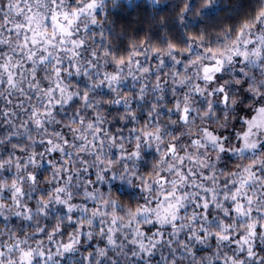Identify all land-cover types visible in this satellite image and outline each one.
Masks as SVG:
<instances>
[{"label":"clouds","instance_id":"1","mask_svg":"<svg viewBox=\"0 0 264 264\" xmlns=\"http://www.w3.org/2000/svg\"><path fill=\"white\" fill-rule=\"evenodd\" d=\"M0 264H264V0H0Z\"/></svg>","mask_w":264,"mask_h":264}]
</instances>
